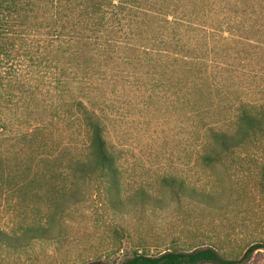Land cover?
Masks as SVG:
<instances>
[{
    "label": "trees",
    "instance_id": "16d2710c",
    "mask_svg": "<svg viewBox=\"0 0 264 264\" xmlns=\"http://www.w3.org/2000/svg\"><path fill=\"white\" fill-rule=\"evenodd\" d=\"M133 92L188 119L200 176L127 187L105 103ZM253 154L264 155V0H0V247L57 238L82 198H107L118 215L165 210L164 192L223 209V180L205 170L232 177L257 166ZM222 248L136 251L120 264H254L264 237L242 254Z\"/></svg>",
    "mask_w": 264,
    "mask_h": 264
},
{
    "label": "rangeland",
    "instance_id": "374dc122",
    "mask_svg": "<svg viewBox=\"0 0 264 264\" xmlns=\"http://www.w3.org/2000/svg\"><path fill=\"white\" fill-rule=\"evenodd\" d=\"M140 95L133 92L105 103L108 138L119 151L127 187L158 189L159 176L170 172L200 176L188 157L194 146L188 119L179 118L173 107L147 103ZM253 156L257 166L235 170L232 177L221 166L205 170L207 181L215 176L223 180L221 199L232 204L228 207L204 210L188 202L181 207L171 192H164L170 203L165 210L134 206L118 215L107 198H82L64 216L60 236L19 250L0 247V264H120L136 251L157 255L207 246L242 254L251 242L264 237V192L257 184L264 155ZM248 218L254 221L240 226ZM230 219L242 231L232 241H220ZM254 257V264H264V249Z\"/></svg>",
    "mask_w": 264,
    "mask_h": 264
}]
</instances>
